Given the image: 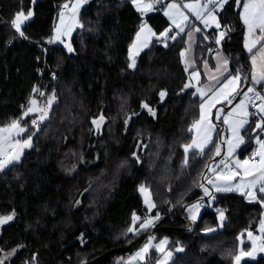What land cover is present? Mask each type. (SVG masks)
Masks as SVG:
<instances>
[{"label":"trees","instance_id":"16d2710c","mask_svg":"<svg viewBox=\"0 0 264 264\" xmlns=\"http://www.w3.org/2000/svg\"><path fill=\"white\" fill-rule=\"evenodd\" d=\"M71 1L0 0V127L19 120L34 133L21 159L0 170V217H13L0 224V264H7L2 254L14 249L18 254L8 264H128L149 233L181 245L171 264H234L241 234L264 221V193L258 188L251 199L205 183L209 168L225 159L212 147H224L221 130L203 153L183 147L192 142V125L207 99L200 88L202 64L214 52L215 35L199 32L196 66L189 69L186 38L195 25L172 26L166 1L139 0L152 5L142 13L133 0H89L67 51L51 41L63 5ZM236 4L230 0L221 13L222 49L231 72L242 73L244 93L252 68ZM29 10L21 35L12 22ZM144 24L150 42L133 68L130 49L138 34V40L147 38L148 30L140 31ZM259 89L264 93V83ZM53 94L57 99L38 128L22 118L30 100L44 109ZM220 106L229 110L227 101ZM101 115L98 129L93 120ZM141 186L150 189L152 215L159 216L147 229L140 226L147 212ZM200 202L207 206L195 220L188 207ZM134 214L140 217L135 234L128 231ZM242 264H264V256Z\"/></svg>","mask_w":264,"mask_h":264},{"label":"crops","instance_id":"0c3cea01","mask_svg":"<svg viewBox=\"0 0 264 264\" xmlns=\"http://www.w3.org/2000/svg\"><path fill=\"white\" fill-rule=\"evenodd\" d=\"M89 1V0H87ZM161 3L166 1V5L168 4H175L178 5V8H172L169 9L168 7H165V12H168L169 15H165L166 18L168 19V21L172 24V26L177 27V25L181 26V25H185L187 23H194L195 27L187 34V38H186V45H187V49H186V58H187V62L189 65V69H194L195 68V47L197 44V37L199 32H205V31H211L212 34L215 35V42L217 43V40H219V43L221 46L223 45V43L226 42V29L224 27V25L221 22V13L225 14L227 13V7L229 6V2L230 0H228L227 3L224 4L223 9H220L219 7L216 6L217 3L221 2V0H216V3H209V0H160ZM245 2V0H243L242 4ZM76 3V0H73L72 3H70V6L66 9V11H64V22L63 24H61V16H59L58 20H57V25L56 28L54 30V35L52 38V44H59L61 46H63L67 51L68 50V46L71 47L72 49V38L76 32L77 29L81 28L82 24L80 22V13L84 7V5L87 3H82L81 6L78 8V11L73 10V4ZM185 4H191L193 6L199 5L198 8H196V11H201L202 9H207L205 11H201V19H197L196 16L193 14V10L189 9V8H185L184 5ZM241 4V5H242ZM141 5H144V3H142ZM209 13H211L212 15L216 16L217 21L220 24V27L217 28L216 27V23L213 22L212 20H210L209 17ZM239 19L241 21V24L243 26V47L244 50L246 52V54L249 56V62L252 68V73L251 76L249 77V84L250 87L252 89H255L256 87H260L261 84L264 83V81H261L260 83H257L255 80H253V74L255 73L256 69L253 67L252 64V55L253 53L256 52V49H253V53H250L247 48L245 47L246 42L249 41L250 37L248 35V31H247V26L243 23V11H242V7H240L239 10ZM171 17V18H170ZM173 20L176 21V23H173ZM205 20H207V26L205 24ZM59 28L60 29V39L56 40L54 39V37L57 35L56 29ZM69 28H71L70 33L68 34H64ZM220 32H224V36L221 38L219 33ZM150 32L147 31V37H149ZM219 38V39H217ZM62 41V42H61ZM264 43V42H262ZM260 45H257V48ZM189 54H191L192 57L189 58L188 60V56ZM210 54V55H209ZM228 56L227 54L224 52V50H220V51H214L212 53H210L208 51L206 59L204 60L203 64H202V74H203V79H201L200 81V88L202 90V92L206 95L207 99L205 101V103L207 101H209L211 98H213L214 94L218 92V90L220 88L223 87V85L227 82V80L229 78H231L234 75H238L240 77V82L238 84H234V85H229L228 88L224 89L223 93H220V95L216 98L215 102H217L218 104H221L222 99L227 100V98L229 97H237L238 99L236 100V103H239V99H241L242 96H244V93L247 94V92L241 93V87L243 85V80H242V73H232L230 70V60L227 59ZM227 61V64L225 65L223 62ZM260 65V61L257 60V67H259ZM193 78H196V72L193 71L192 74ZM199 78V76H198ZM199 81V79H198ZM195 81V82H198ZM235 88V91H232V89ZM264 94V93H263ZM224 101L222 103H224ZM204 103V105H205ZM247 109H248V100L244 101ZM247 109L245 110V112L247 113ZM230 110V109H229ZM224 113L227 114V110H222ZM218 112V111H217ZM245 112H237L239 113V116H236L235 122L234 123H239L240 121H246L245 126L248 123H264L262 122V119H252L250 116L245 115ZM244 115V116H242ZM226 116V115H225ZM262 117H264V112L262 113ZM252 119V121H251ZM208 121V120H207ZM243 144L239 145L238 148H233L231 150V154H229V150L227 151L226 148H219L222 151V156L224 158H228L230 160V163L228 164L230 168H228L225 172L227 174L230 175V171L231 172H235L236 175L234 177H232V181L233 184H231L233 186V190L231 191H235V192H239L235 189V186L240 184L241 180H244L245 182H251L253 180H255L258 176H259V168L261 167L260 163L259 164H250L248 162V164L245 166L247 167L249 170H253L254 166H255V170H254V174L252 175H248L245 176L244 175V168H237L235 165V161L239 160L241 162V164H243V162L247 159H245L241 154H238V151L240 149L241 146H243ZM261 148V146H259ZM262 154H264L263 149L261 148ZM228 154V157H225V154ZM223 171L220 169V163L215 166H212L211 168H209V170L207 172L208 175H206L205 177V183H209V181H214V179H217L219 177V173ZM224 180V179H223ZM222 180V182H223ZM219 183H221V181H214L213 184V189L216 192H231V191H217L216 190V185H219ZM260 187L259 184H257L255 186L254 189H252V191L254 192L255 196H256V190ZM247 187H244L242 190H246ZM249 191V189H247V191H245L244 193L247 194ZM241 193V192H239ZM251 232L252 233V237H249L248 233ZM240 240V249H239V253L241 250H243L244 252H251L252 255L251 256H244L241 258L240 260V264H242L244 261L246 260H255L260 256H264V233L261 232L260 227H258L255 230L252 231H245L241 234V236L239 237ZM249 245L248 249L244 248V245L247 244ZM238 253V255H239ZM236 264V261L235 263Z\"/></svg>","mask_w":264,"mask_h":264},{"label":"snow or ice","instance_id":"6c2138e0","mask_svg":"<svg viewBox=\"0 0 264 264\" xmlns=\"http://www.w3.org/2000/svg\"><path fill=\"white\" fill-rule=\"evenodd\" d=\"M87 0H76V3L73 4V10L78 11V8L81 6L82 3H86ZM134 3H136L137 8L139 11H141L142 13L145 12L146 10H151L152 9V5L151 4H144L141 5L139 0H133ZM228 0H221V2L217 3L216 6L219 7L220 9H223V6L225 3H227ZM209 3H216V0H209ZM237 4L238 6L242 7V11H243V23L247 26V31H248V35L250 37L249 41L246 42L245 47L247 48V50L250 53H253V49H256V52L253 53L252 55V64L253 67L256 69L255 73L253 74V80H255L257 83H260L261 81H264V0H245V2L241 5L239 3V0H237ZM63 7L65 9L68 8V4H64ZM166 7H168L169 9L172 8H178V5L175 4H168L166 5ZM185 8H189L191 10H193V14L196 16L197 19H201V11H205L207 9H202L201 11H196L195 9L199 7V5L193 6L191 4H185L184 5ZM32 15L31 10H29V12L27 13V15L24 14L23 11H21L20 13H18L15 17V19L13 20V25L16 28L17 32H20L21 35H23V32H21V24L24 20L28 19L30 16ZM165 15H169L168 12H165ZM61 16V24H63L64 22V13L61 12L60 14ZM171 18V17H170ZM210 20H212L213 22L216 23V27L219 28L220 24L216 19V16L212 15L211 13H209V17ZM173 23H176L175 20H173ZM205 24L207 26V20H205ZM179 26V25H177ZM145 29H147L149 32H151V29L148 28L147 24H144L143 27L141 28V32H143ZM71 28H69L64 34H68L70 33ZM57 35L54 37V39L59 40L60 39V29L57 28L56 29ZM154 35V33H153ZM220 37L222 38L224 36V32H220L219 33ZM137 39H139V34L137 36ZM62 42V41H61ZM217 43H219V40H217ZM260 45L257 48V45ZM146 46V45H144ZM133 48H135L136 46L133 45ZM68 50L72 51L71 47L68 46ZM257 60L260 61V65L259 67H257ZM225 65L227 64V61L225 60L223 62ZM130 67H135V59H132V63L130 65ZM240 82V77L238 75H234L231 78H229L227 80V82L223 85L222 88H220L218 90L217 93L214 94L213 98L208 102L209 105H213L216 98L220 95V93L224 92L225 88H228L229 85H234V84H238ZM38 91V90H37ZM232 91H235V88L232 89ZM248 92H253L254 89L249 88L247 90ZM41 95H44V93H40ZM203 94V93H202ZM166 95V93L164 91L160 92V97L163 98ZM256 98L257 99H261L264 100V97L260 96L259 93H256ZM56 96L53 94L46 102V107L44 109H39L37 107V101L35 99L30 100V106L26 109V111L23 113V117L26 118L30 113H33L35 111H40L42 113L41 115V120H43L46 117L47 114V110L51 108V105L56 101ZM250 98L247 96V94H244V101L249 100ZM228 103H231V100L228 101ZM242 105L238 104L237 107H241ZM144 108L148 109L152 115H155V112H152L151 108L147 105L144 104L143 105ZM202 108L204 107L203 105L201 106ZM261 111H264V104H262L260 106ZM222 111V110H221ZM235 111V109L233 110ZM245 115H247V113L245 112ZM206 117L204 115H201L200 120L196 121L193 125L192 128L194 129H198L200 124L203 123L205 121ZM104 121V117L101 115L99 117L98 120H93V124H95L97 126V128L99 129L101 123ZM225 122L227 123V119L225 120ZM262 122H264V117H262ZM243 123H246V121H240L239 122V126H242ZM209 127H211L209 125ZM238 127H234L233 128V133L235 136H237L238 138V143L242 142V137H239V132H238ZM256 127H260V124H257ZM191 130V129H190ZM26 131V128L21 126L20 121L19 120H13L11 122V124L5 126V127H0V145H2L4 143V141H7L9 139H11L13 136H19L21 134H23ZM211 137L210 134L202 141H197V140H193L190 144H186L184 145V151L185 153H188L189 150L191 149H196L198 150L200 153L204 152V147L207 143H209ZM258 143H260V141H258ZM16 146L23 148V147H31L32 145V141L30 139V136L28 138H25L23 143H21L20 141H16L15 142ZM229 144V154H231V150H232V143L231 141L228 142ZM213 148H215L216 150V155L220 154V149L217 145L213 144L212 145ZM261 148L264 149V143H261ZM211 151V149L209 150ZM16 160L19 159V153L15 154L14 157ZM7 159L4 162H0V170H2V168L4 167V165L7 163ZM223 162V161H222ZM248 164V161L245 160L243 162V164H241V162L239 160L235 161V165L237 168H244V175L248 176V175H252L254 174V170H255V166L253 168V170H249L247 167H245ZM260 165L261 167L259 168V176L251 181V182H245L244 180H241L240 184L235 186V189L237 191H241V194H245L243 192V188L247 187L249 189L247 195L251 198V199H256V196L254 194V192L252 191V189L255 188V186L257 184L260 185L259 187V192L260 193H264V154H261V160H260ZM227 167V164H226ZM236 175L235 172H231L230 171V175H229V179H231L232 177H234ZM209 183H212V181H209ZM216 190L217 191H231L233 190V186L232 185H216ZM140 191L142 193H146L147 189L144 188L143 186H141ZM205 193H207V189H205ZM262 200H264V197L261 198ZM145 202L148 204L149 209L154 208L155 204H153L150 199L145 200ZM193 207H196L195 205ZM189 211H192L191 209H189ZM13 217L12 216H6V217H0V224H4L7 223L8 221H10ZM193 219H195V215H193L192 217ZM156 220L159 219V216L157 215L155 217ZM221 219H223V213H221ZM137 221H140V217L136 216L135 214L133 215V226L130 227L128 229V231L133 232L135 234L136 229L134 227L135 223ZM153 224V219L152 218H145L143 220V222L141 223V228L143 229H147L149 226H151ZM260 230L262 233H264V221L261 222L260 224ZM208 231H214V229H208ZM249 237H252V233L249 232L248 233ZM166 243V241H165ZM150 248V245L146 244L144 245L143 248L140 249V251H138L135 256L132 259H144L146 254L148 253ZM160 250H163V245L159 246ZM168 255H171V253H169ZM251 256L252 253L251 252H244L243 250L240 251L239 255H237L235 257V261L236 264H240V260L242 257L244 256Z\"/></svg>","mask_w":264,"mask_h":264},{"label":"rangeland","instance_id":"374dc122","mask_svg":"<svg viewBox=\"0 0 264 264\" xmlns=\"http://www.w3.org/2000/svg\"><path fill=\"white\" fill-rule=\"evenodd\" d=\"M72 2L73 1H71L70 3H72ZM70 3H66V4H68V7L70 6ZM30 18H31V16L28 19L24 20L22 22V24H21V27ZM149 38L150 37L138 40L137 37H136L135 42L133 44L136 47L133 48L132 47L133 45H132L131 49H130L129 57H130L131 62H132V59H135V64H136L137 55L142 50H144V48L146 46H148V44H149L148 42H150ZM217 39H219V38H217ZM144 45H146V46H144ZM213 49L215 51H220V50H222V46L220 44L216 43L214 45ZM190 57H192L191 54H189L188 60H189ZM227 59L230 60L229 57ZM186 62H187V58H186ZM192 79L194 81H198L199 78H198L197 72H196V78H193V76H192ZM247 80H250V78L248 77ZM237 99H238L237 97H229V98H227V100H225V101H227V106H229V109H230V110H227L228 111L227 114L224 113L223 111H221V110H224V108L222 106L217 107V105H218L217 102H214V104L210 106L209 103H208L210 100L207 101L205 103V105H203L204 107L202 108V112H201V115H204L206 117V119H205V121L203 123L200 124L198 129H194L193 128V132H194L193 140L202 141L210 134L211 139H210L209 143H207L205 145V146H208L216 138L219 140V137H217V135L219 134V130H221V140H220V142H223L224 148H226L227 151L229 150V144H228L229 141H231V143H232V149L233 148H238L239 145L243 144L250 137H253L255 135H258L257 138H256V141H255L256 144L258 146H261V143H264V131H262V129L264 127V123H252L251 126L250 125L245 126L246 123H243L242 126H239V127H238L239 123H234L235 119H236V116H239V113H237V112H240V111L241 112H243V111L245 112V110L247 109V107H246V105L244 103V96H242L241 99H239V101H238L239 103H236ZM229 100H231V103H228ZM223 101H224V99H222L221 104H223L222 103ZM238 104H240L242 106L238 108L237 107ZM29 106H30V102L27 105L26 109ZM26 109H25V111H26ZM234 109H235V111H233ZM25 111H23V113ZM262 112H264V111H260V113H262ZM34 113L35 112L30 113L26 118H24L23 114H22V118L25 119V120H30V123H31L32 126H33V123H34L33 122V118H37L38 121H41V122L46 119V117H45L43 120H41V118L36 116ZM247 114H248V116H251L248 109H247ZM242 116H244V115H242ZM226 119L228 121L227 123L225 122ZM199 120H200V118H199ZM218 123H221L222 125H220ZM257 124H260V127H256ZM209 125L211 127H209ZM21 126H23V125L21 124ZM234 127H238L239 137L243 138L242 142H240V143H238V138L233 133V128ZM25 128H26V131L23 134H21L19 136H13L11 139H9L7 141H4V143L2 145H0V160H1L0 162H4L6 159L8 161L4 165L3 169L8 168L14 162H18L21 159L23 153L30 148V147L20 148V147L16 146V144H15V142L17 140L20 141L21 143H23L24 139L28 138L29 136H30L31 141H33L34 133L33 132H29L28 133V131H30L31 127L28 125ZM258 141H260V143H258ZM263 152H264V149H263ZM17 153H19V159L18 160H16L14 158L15 154H17ZM221 154H222V151H221ZM224 156L228 157V154L226 153ZM225 159H228V158H225ZM228 168H230V167L227 164V167L225 166V167H223L221 169L223 171H221L219 173V177L217 179H214L215 183H216V181H221V183H219V185H221V186L233 184L232 178L229 179V174H227L225 172ZM222 180H223V182H222ZM214 181L212 183H209L212 187H213ZM143 187L147 189V192L146 193H142L140 191L141 187L139 188V191H140L141 197L143 198L144 205H145V207L147 209L146 218H152L154 220L155 217H153L152 212L154 211L155 207L149 209L148 204L145 202V200L147 198V199H150V201L153 204H155L154 199H153V195H152V193H151L149 188H147L145 186H143ZM247 189L244 190L243 192L247 191ZM239 192H241V191H239ZM194 205L196 207H193ZM206 206H207L206 202L194 203V204L190 205L188 207L189 216H191V218H192L193 215H195V220L196 219L198 220L202 210ZM189 209H191L192 211H189ZM142 222H143V220L141 221V223ZM137 223H138V221L136 222V224ZM135 233H137V229H136ZM165 241H166V243H165ZM146 244L150 245V248H149V251L146 254L145 258L142 259V260L139 259V258L132 259L135 256V254L138 251H140V249H139L133 255V257L128 261V264H171L173 262L174 258H175L176 252H178L180 250V248H181L180 244H177V245L173 244V242L171 241V239L168 236H163V237H161L160 239L157 240V239H154V235H151L150 233L148 234V237L146 238V241L144 242V244H143V246L141 248H143L144 245H146ZM160 245H163V250H160V248H159ZM169 253H171V255H168ZM17 254L18 253H17L16 249L8 251L6 253H3L2 256H1V261H3L4 263L8 264V263H10V261H12V259ZM151 255H152V257H151ZM150 259H151V261H150Z\"/></svg>","mask_w":264,"mask_h":264},{"label":"built area","instance_id":"2783aa9c","mask_svg":"<svg viewBox=\"0 0 264 264\" xmlns=\"http://www.w3.org/2000/svg\"><path fill=\"white\" fill-rule=\"evenodd\" d=\"M40 49H42L45 53L47 52V45L39 46ZM214 50V49H213ZM215 51V50H214ZM256 93H259L260 96L264 97V94L260 91L258 87L254 89L253 92H249L248 97L249 99V104H248V110L250 112L251 117H255L258 119L262 118V113H260L261 109L260 106L264 104V100L257 99L256 98ZM42 101V99H41ZM35 126H38L39 123H33ZM264 131V127L262 129ZM258 135H255L252 137V139L244 145L238 152V154L243 155L247 161H249L252 164H257L260 162V155H259V149L258 146L256 145L255 141ZM223 161V162H222ZM220 163V169L226 166V164H229V160L223 159ZM125 260L121 261V264H123Z\"/></svg>","mask_w":264,"mask_h":264},{"label":"bare ground","instance_id":"6f19581e","mask_svg":"<svg viewBox=\"0 0 264 264\" xmlns=\"http://www.w3.org/2000/svg\"><path fill=\"white\" fill-rule=\"evenodd\" d=\"M22 109H23V107H22ZM33 122H34V123H39V121H38L37 118H33ZM218 158H219V157H218Z\"/></svg>","mask_w":264,"mask_h":264},{"label":"water","instance_id":"95a60500","mask_svg":"<svg viewBox=\"0 0 264 264\" xmlns=\"http://www.w3.org/2000/svg\"><path fill=\"white\" fill-rule=\"evenodd\" d=\"M240 10V6H238V4H236V12H238ZM244 90H242L243 92Z\"/></svg>","mask_w":264,"mask_h":264}]
</instances>
